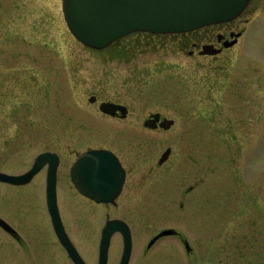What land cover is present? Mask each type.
<instances>
[{
    "label": "flooded vegetation",
    "instance_id": "obj_1",
    "mask_svg": "<svg viewBox=\"0 0 264 264\" xmlns=\"http://www.w3.org/2000/svg\"><path fill=\"white\" fill-rule=\"evenodd\" d=\"M55 1L49 8L48 0H0V134H55L57 146L38 152L21 172L0 170L23 174L44 152L51 153L49 161L56 160L53 187L49 162L26 183L0 181L5 184L0 190V264H76L53 227L50 193L84 264H99L102 230L111 220L119 229L110 235L105 264H120L126 243V264H190L193 249L185 231L194 215L209 234L214 218L225 227L212 257L216 263L264 264V253L250 249L258 234V215L264 214L256 190L263 184H256L250 144L242 142L243 147L237 137L255 133L253 122L264 115V56L251 46L264 31L250 30L264 27V0H249L228 21L183 32L135 31L102 49L85 46L95 56L136 57L143 45L152 51L144 55L157 58L154 67L178 64L162 63L168 56L184 59L179 65L187 78L180 83L165 76L160 83L170 85V93L150 95L147 103L142 98L140 105V97L127 100L128 92L122 91L106 97L89 91L81 101L80 87L96 78V72L89 71L92 78L82 75V43L66 26L62 0ZM65 30L71 46H65ZM139 69L135 85L142 82L143 67ZM50 102L61 110L53 117L56 126L48 127L44 120H49ZM80 115L104 125L78 126ZM194 135H201L202 142H195ZM88 150L116 157L123 178L114 197L107 187L98 189L95 178L89 189L104 200L84 194L73 182L71 167ZM224 150L230 163L225 187L233 189L231 197L226 195L232 198L226 207L223 181L209 179L216 168L211 162H221ZM245 152L246 163L230 175ZM164 230L171 232L162 234ZM177 246L184 249V258L181 248L176 253Z\"/></svg>",
    "mask_w": 264,
    "mask_h": 264
},
{
    "label": "water",
    "instance_id": "obj_2",
    "mask_svg": "<svg viewBox=\"0 0 264 264\" xmlns=\"http://www.w3.org/2000/svg\"><path fill=\"white\" fill-rule=\"evenodd\" d=\"M249 0H62V11L67 28L84 46L102 49L115 40L135 31L171 33L192 30L212 23L231 20ZM50 152L37 155L32 167L23 174L0 172V181L23 184L29 181L46 162H49L48 183L54 186L56 160L49 161ZM103 169H107L102 173ZM112 153L105 150H88L79 154L71 167L75 185L94 199L89 189L91 179H96L98 189L111 191L114 197L122 183L123 173ZM88 176L84 178L83 176ZM53 227L61 244L76 264H84L64 232L58 217L55 195L48 196ZM118 222V221H117ZM119 229L115 220L103 227L99 245V264H105L110 235ZM164 230L161 233H170ZM129 244H125L120 264H126Z\"/></svg>",
    "mask_w": 264,
    "mask_h": 264
},
{
    "label": "rangeland",
    "instance_id": "obj_3",
    "mask_svg": "<svg viewBox=\"0 0 264 264\" xmlns=\"http://www.w3.org/2000/svg\"><path fill=\"white\" fill-rule=\"evenodd\" d=\"M55 0H51L49 3L48 0V6L51 8V5L54 3ZM39 4V3H37ZM251 31L256 30H262L264 31V27H261L260 29L251 28ZM65 46H69L71 44L70 38H68L67 30H65ZM260 38V41H255V44H251V46L255 47L258 53L264 56V33L257 34ZM249 43V40H248ZM71 46V45H70ZM257 46V47H256ZM79 56L80 60L82 62L83 67L82 69V75L88 76L90 75L92 78V74L89 71H95L96 72V78L92 79L90 83H88L85 86H81L79 89L80 93V99L81 101H84V95L88 93L89 91H93L98 93L99 95H102L103 97H106L107 95H112L116 93L122 92H128L126 94V99L129 100L131 98L140 99L138 100V104L140 105V101L142 98L146 99L147 101H150V95H164L169 94L168 87L170 85H165L160 82H162L161 79H163L166 76L173 75L175 76V81H183L187 78L186 74L187 71L183 68V66H180V62H184L183 58H180L177 56H168L162 60V63H178L172 66L166 65L165 67L159 66L154 67L153 63L158 62L157 58L155 56H151L150 54H143L145 52H152L150 50H145L146 48L142 45L138 50L139 52H142L136 57H132L130 54H119V55H112V57L104 56L103 53H99V56H95L91 51L87 50L83 44L79 45ZM140 67H143L142 73L143 76H139L140 81H142L139 85L136 84L137 72H140ZM86 70V71H85ZM90 78V77H89ZM170 81V80H169ZM134 83V84H133ZM138 83V82H137ZM157 84V85H156ZM137 86L139 89V93L136 92ZM155 87H157L159 90L163 88L164 91H159ZM170 88V87H169ZM179 88V87H178ZM136 93L138 96H135ZM131 97V98H130ZM137 101L135 102V104ZM49 109H46V114L49 118V120H44L45 125L48 127L56 126V119H53L54 115L60 114L61 107L57 104L49 103L51 105ZM147 104H145L146 106ZM264 105V104H263ZM144 106V107H145ZM65 108V105L63 103V109ZM79 123L78 126L81 127H89V126H103L101 120L98 119H92L91 117H85V116H78ZM253 124L256 127L255 133L251 134H245L244 132H241L238 137V142L243 145V143H246L247 146L250 147V150H247V152H250L251 160H254L253 163L255 165L254 170L256 174V184L257 186L259 184H263L262 188L259 186L256 187V190L260 196H258V202L261 206H264V115L263 117H257L255 119V123ZM59 126V125H58ZM196 137L195 142L201 143V135H194ZM56 135L55 134H34V133H20V134H0V170L4 171H10V172H21L24 169H26L30 164L32 163V160L34 156L44 149H56ZM250 139V142H249ZM98 142V140L96 141ZM243 142V143H242ZM241 149V147H240ZM242 150V149H241ZM246 151V150H245ZM225 157L221 158L220 161H213L212 167L215 168L214 172L209 173V179L213 180H220L222 183V189L225 191V207L228 205V201L232 200V198L229 199L226 195L230 196L233 193L232 188H226V181L229 179H224L226 177L227 171L229 169L230 163L226 161L227 158V151L224 150ZM246 152L244 153V155ZM247 154L245 156H242V154L237 158L236 165L234 168H230V175L235 174L237 170L239 169V165H244L245 158H247ZM248 157V159H249ZM244 160V161H243ZM252 163V164H253ZM243 167V166H242ZM225 181V182H224ZM263 183H259L262 182ZM232 185V184H231ZM230 185V186H231ZM5 184H0V190L4 191ZM15 188V187H12ZM14 190V189H11ZM23 190V189H22ZM212 190H219V189H212ZM232 205V204H229ZM213 217V216H212ZM226 216H223V222L226 223L225 220ZM257 220V232L256 234V241L252 244L251 253L256 254L257 251L264 253V214L258 215ZM214 222L211 225H208V227L212 228V233L206 232L205 225H202L200 222V216L194 215V220L192 223L188 226V230L185 231L187 235L191 237V246L193 249V259L190 264H202V263H208V264H218L216 263L215 258H212L214 256H217V248L220 246L218 245L221 242L222 239V231L221 229L225 228L222 226V223L216 220L214 218ZM261 220V221H260ZM260 226L261 231H258ZM228 232L229 229H225ZM226 234V232H224ZM219 241V242H218ZM180 248L182 249L181 252H183V258H184V249L180 246L176 247V253H179ZM209 260V261H208ZM224 264H234L233 262H228ZM235 264H243L241 263H235Z\"/></svg>",
    "mask_w": 264,
    "mask_h": 264
}]
</instances>
